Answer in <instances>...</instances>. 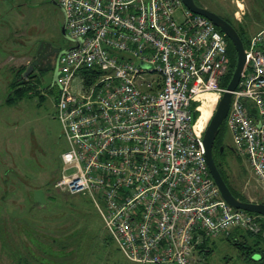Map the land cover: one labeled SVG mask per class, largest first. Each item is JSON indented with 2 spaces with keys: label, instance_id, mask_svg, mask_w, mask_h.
I'll return each instance as SVG.
<instances>
[{
  "label": "built area",
  "instance_id": "built-area-1",
  "mask_svg": "<svg viewBox=\"0 0 264 264\" xmlns=\"http://www.w3.org/2000/svg\"><path fill=\"white\" fill-rule=\"evenodd\" d=\"M55 2L71 42L54 84L67 143L55 187L91 200L130 264H200L206 236L235 228L264 237V215L221 198L193 118L226 90L225 34L182 0ZM231 93V146L264 186V27Z\"/></svg>",
  "mask_w": 264,
  "mask_h": 264
},
{
  "label": "rangeland",
  "instance_id": "rangeland-1",
  "mask_svg": "<svg viewBox=\"0 0 264 264\" xmlns=\"http://www.w3.org/2000/svg\"><path fill=\"white\" fill-rule=\"evenodd\" d=\"M195 1L226 16L235 27L243 24L247 37L264 27V0ZM62 22V11L52 0H0V264H129L103 229L91 200L55 187L63 168L61 153L67 149L50 69L57 58L53 52L71 45ZM35 59L32 77L24 72L21 77L34 83L45 100L32 95L14 105L5 103L15 71L22 66L25 71ZM48 62L49 70L36 84ZM50 84L51 91H46ZM224 141L231 146L228 132ZM221 163L235 190L250 201H264V186L245 159L225 150ZM35 189L42 190L45 204L33 201ZM242 235L252 239L242 229L206 236L205 246L196 250L199 263L254 264L245 262L232 244L244 240Z\"/></svg>",
  "mask_w": 264,
  "mask_h": 264
},
{
  "label": "water",
  "instance_id": "water-1",
  "mask_svg": "<svg viewBox=\"0 0 264 264\" xmlns=\"http://www.w3.org/2000/svg\"><path fill=\"white\" fill-rule=\"evenodd\" d=\"M54 3L55 0H52ZM183 4L190 9L192 12L201 14L205 17H207L213 24L225 34L228 40L232 43L235 52H236V62L233 69V72L231 74V77L226 85V90L221 95L220 99L217 102V105L215 107L214 112L212 113L210 119L208 120V123L205 126V129L203 131L202 135V145L204 149V155L205 160L207 163V167L209 170V173L217 186L221 198L230 206L242 209L248 212H254L257 214L264 215V203L263 202H256V201H242L235 197L233 193L231 192L230 188L224 181L222 175L220 174L216 163L213 158V144L215 141V138L218 134L220 125L224 122L225 117L227 115L229 104L231 101V92L236 88L243 67L245 63V47L243 44L242 39L240 38L237 30L235 27L228 22L226 19L221 17L217 12L210 10L204 6L198 5L194 0H182ZM61 31L65 35V21L63 20ZM67 38V37H66ZM57 52V58L56 63L54 65L53 71H52V81L51 84L54 85L57 81V64H58V57L65 52V50L57 51L55 50L53 53ZM48 54V53H47ZM43 56H46L44 54ZM38 64V59L33 60L25 69L24 75L30 73L35 65ZM254 112V110H252ZM220 151L223 150V147L221 146ZM233 150V148L231 147ZM33 201L43 205L45 204V196L41 189H35L33 191Z\"/></svg>",
  "mask_w": 264,
  "mask_h": 264
},
{
  "label": "trees",
  "instance_id": "trees-1",
  "mask_svg": "<svg viewBox=\"0 0 264 264\" xmlns=\"http://www.w3.org/2000/svg\"><path fill=\"white\" fill-rule=\"evenodd\" d=\"M219 15L221 17H223L224 19H226L228 22H230L235 27V25L226 16H224L222 14H219ZM243 26L244 25L241 24L239 27H235V29L237 30L240 38L242 39L244 47H246L248 37L245 34ZM227 51H228V56H229V64H228L227 72H225V74L222 77V80L220 82V86H222V87H226V85H227V83L231 77V74L233 72L235 62H236L235 49H234L232 43L230 42V40H228V39H227ZM48 64H49V62L44 65V69H41L39 71V75H37L38 78H37V80H35L36 84H39L41 82V79H42L44 73H46L49 70ZM24 68L25 67L22 66L15 71L13 82L10 85L11 86L10 87L11 92L5 98V103H7L9 105H14L22 99L32 97V95H37L41 102H43L46 98V95L39 94L35 91L36 86L34 83H32V82L30 83L29 81L26 82V81H24L25 78L21 77V75L24 72ZM53 68L54 67L50 68L51 71H53ZM27 77H32V73H30ZM50 87H52L51 84L48 87V89L47 90L45 89V90L51 91ZM53 97H54V101H56L57 92H55ZM198 114H199V112L195 111L193 114V118H197ZM226 132H227V129L225 126V122H223L219 127L218 134H217L215 141H214V144H213V151H212L213 152V158H214V161L216 163V166H217L220 174L222 175L224 181L226 182V184L230 188L233 195L242 201H249L245 196L240 194L237 190H235L231 186V184L229 183L227 176L224 172V169L222 168L221 158L224 155L225 150H227L229 152L232 151L233 153H235V151L231 149L232 146L226 144L224 141ZM221 146L223 147L222 151H220V149H219ZM256 202H263L264 203V201H262V200H257ZM252 213H254V212H252ZM238 229L235 228L234 230H238ZM245 232L248 236L252 237L251 240H249L245 235H242L244 240L241 241L239 239H235V240H232V244L236 245L240 249V251H241L240 254H241V256H243V259L246 260L245 262H249V263L254 262V264H264V237L262 236L261 233H253V232L246 231V230H245ZM205 242L206 241H204L202 243L203 245L201 244L199 246V248H202L203 246H205L204 245ZM210 252H211V249L206 250L203 253V257L207 258L208 254Z\"/></svg>",
  "mask_w": 264,
  "mask_h": 264
},
{
  "label": "bare ground",
  "instance_id": "bare-ground-1",
  "mask_svg": "<svg viewBox=\"0 0 264 264\" xmlns=\"http://www.w3.org/2000/svg\"><path fill=\"white\" fill-rule=\"evenodd\" d=\"M215 98L216 97L212 94H206L201 103L199 104V107L197 109L199 114L195 122V127L198 131H202L204 126L206 125L207 120L212 113L211 106L214 104Z\"/></svg>",
  "mask_w": 264,
  "mask_h": 264
},
{
  "label": "flooded vegetation",
  "instance_id": "flooded-vegetation-1",
  "mask_svg": "<svg viewBox=\"0 0 264 264\" xmlns=\"http://www.w3.org/2000/svg\"><path fill=\"white\" fill-rule=\"evenodd\" d=\"M196 3H197L198 5H200V4L198 3V1H196ZM54 54H56V55H57V52H56V53H54Z\"/></svg>",
  "mask_w": 264,
  "mask_h": 264
},
{
  "label": "crops",
  "instance_id": "crops-1",
  "mask_svg": "<svg viewBox=\"0 0 264 264\" xmlns=\"http://www.w3.org/2000/svg\"><path fill=\"white\" fill-rule=\"evenodd\" d=\"M130 264V263H129Z\"/></svg>",
  "mask_w": 264,
  "mask_h": 264
}]
</instances>
